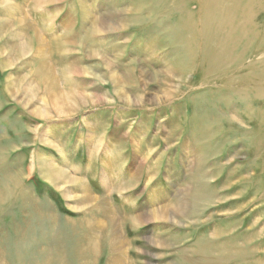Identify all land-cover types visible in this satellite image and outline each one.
I'll list each match as a JSON object with an SVG mask.
<instances>
[{"label":"rangeland","instance_id":"1","mask_svg":"<svg viewBox=\"0 0 264 264\" xmlns=\"http://www.w3.org/2000/svg\"><path fill=\"white\" fill-rule=\"evenodd\" d=\"M1 1L0 264H107V233L102 232L92 258L88 241L94 220H104L100 204L108 202L124 223L133 264H264V0L251 9L250 27L233 29L236 36L230 35L226 45L203 38L205 32L209 38L217 32L199 25L201 0H61L44 6ZM241 1L240 17L250 0ZM10 5L29 13L28 27L19 29L25 16L10 12ZM122 12L126 29L88 39L116 62L115 73L132 72L127 99L115 95L102 60L87 59L82 47L72 45L68 54L54 48L63 55L54 60L91 72L60 81L61 87L79 85L100 96L99 104L59 118L42 107V91L35 107L27 108L24 94L15 97L6 90L8 79L18 88L22 77L36 70L37 59L2 65L16 42L34 46L33 26L47 32L48 43L51 34L65 32L77 40L97 18L121 29V19L107 17ZM215 53L226 59L218 67L211 62ZM140 69L152 76L153 70L185 75L178 82L164 74L146 89ZM32 84L31 95L39 88L37 80ZM161 89L179 93L160 101ZM37 110L47 117H37ZM49 167L77 182L56 185ZM107 171L115 186L111 190ZM84 196L93 202H84ZM177 203L190 206L187 214L165 213L163 206ZM154 209L160 220L152 218ZM156 238L166 240L167 247L154 245Z\"/></svg>","mask_w":264,"mask_h":264},{"label":"bare ground","instance_id":"2","mask_svg":"<svg viewBox=\"0 0 264 264\" xmlns=\"http://www.w3.org/2000/svg\"><path fill=\"white\" fill-rule=\"evenodd\" d=\"M61 0H27V3H31V2H35L38 5H52L55 3L60 2ZM162 1V0H161ZM166 1V0H165ZM241 0H201V7H200V11L203 12V14H201L204 19L199 23L200 26H202L205 30L208 31V29L211 28H215L216 29V34L213 37L209 38V33L210 32H205V34H203V38L210 42V41H214L216 44L219 43H223L226 40H229L230 35L232 37V34L236 31H234L233 29H238L239 30L242 28V30H246L248 29L247 27L249 25L250 22V18L252 16V11L251 9H253L255 6L259 5L258 0H250L249 1V5H247L249 7V9L242 13L241 17L240 15V10H242L241 4L240 2ZM263 1V0H262ZM0 2H2L0 0ZM246 3V1H244ZM2 4V3H1ZM248 4V3H247ZM127 5V4H126ZM177 6V5H176ZM124 7V6H123ZM137 7V6H136ZM241 7V8H240ZM245 7V6H244ZM128 8V7H127ZM132 8V7H131ZM10 9L12 11L10 12H16L17 10H19V12L24 15V13L22 12L21 7L17 6V5H10ZM126 9V8H124ZM139 9V8H136ZM180 9V8H179ZM258 9V8H257ZM256 9V10H257ZM136 11V10H134ZM255 11V10H254ZM182 12V11H181ZM243 12V10L241 11ZM133 13V12H132ZM191 14V12H188ZM187 13V14H188ZM29 14V13H28ZM26 12V15H24L25 17L20 19V26L19 29L23 30L25 28V26L28 27L27 22L30 19L29 15ZM117 14V16H115ZM116 14H112L110 17L107 18H113V20H119L121 19L122 24V28L120 29V27H117L115 24L116 23H110L107 22L106 20L102 21V19L97 18L94 22L95 24L93 25V28L91 30L88 29V31H84L82 38L77 39L80 44H77V40H74V38H70V34H68L67 32H65L64 34H60L58 35H54L51 34V38H53V42H55V46L52 47L51 42L52 40L49 41V43L44 40L43 38H46V33L47 32H43V31H39L35 26L34 27V39L31 40V42L34 43L33 47H27V46H19L17 44V42L15 44L12 45V49H11V55L5 57V59L7 61L3 62L2 65L4 67V69L6 68H10L13 65V62L15 61H28V59H37V67L36 70H34V72L31 73V75L29 77H22V85H20L18 88L15 87V83L13 80H9L8 79V85H7V91L9 93H11L12 96L17 97L19 94H24L27 101L26 103H24V107L30 106V107H35V105L37 104V101H39V97H40V93H42V95H44V97L40 98V101L43 102L42 107L46 108L47 111H53L55 114H57V116L59 118L68 116V115H75L76 112H78L81 109H85L88 106H92L93 104H99L100 100H102V98L100 96H93V95H89L85 92V88L79 86V85H72L71 84H64L66 89H63L61 87L62 83H60V81L63 82V80H65V82H69V79L72 77H76V76H87V73H90V69H88L87 67L85 68H80L79 70H73L74 68H76L77 66L71 64L72 61L69 63L70 65L67 64H63L60 62H56L54 60V56H63L60 52H58L57 50L54 51V48L58 47L59 49H61L64 54H68L67 52V48L71 47V45L73 47H79L85 51V55L87 56V59H100L104 62L105 64V69L108 70V75H106V77L110 79V81L115 84L114 86V90H115V95L118 98H122L125 97V99H127V96L124 94L125 91L129 88V81L132 80L133 76L132 72L129 71H125L124 75H119L117 72L115 73L114 69L116 68V62L110 60L108 57H106V54H103L101 52V50L99 49V47H96V45L94 43L89 42V37L95 36L97 34H102V32H118L117 30H124L127 28L128 24L127 21L124 17L122 18L121 16L123 15L122 13H116ZM183 14V13H182ZM194 14V13H193ZM191 14V15H193ZM196 14V13H195ZM19 15V14H18ZM131 15V14H130ZM189 15V14H188ZM12 16V15H10ZM115 16V17H114ZM254 16V15H253ZM31 17V16H30ZM194 17V16H193ZM240 17V18H239ZM257 17V16H256ZM112 20V19H111ZM193 20V19H192ZM85 22V21H84ZM93 22V23H94ZM100 22H102L100 24ZM191 22V21H190ZM193 22V21H192ZM197 22V21H196ZM252 22V21H251ZM31 23V21H30ZM107 23H110L109 25L106 26ZM129 23V22H128ZM33 24V22H32ZM85 25V24H84ZM191 25V24H190ZM86 26V25H85ZM120 26V25H119ZM193 26V25H192ZM195 26V25H194ZM238 26V27H237ZM100 27L103 28H108L106 29L107 31H102V29H99ZM190 27V26H189ZM254 27V26H253ZM192 28V27H191ZM256 28V27H255ZM195 29V28H193ZM197 29V28H196ZM19 30V32H21ZM69 29L67 28V31ZM86 30V28H85ZM203 30V29H202ZM229 31V33L227 31ZM241 30V31H242ZM253 30V29H252ZM258 30V29H257ZM66 31V30H65ZM238 31V30H237ZM191 32V31H190ZM198 32V31H197ZM193 33V31H192ZM212 33V32H211ZM246 33V32H245ZM250 33V32H248ZM253 33V32H252ZM255 33V32H254ZM213 34V35H214ZM243 34V33H241ZM190 35V34H189ZM196 35V33H195ZM212 35V34H211ZM234 35V34H233ZM239 35V34H237ZM252 35V34H250ZM79 36V35H78ZM188 36V35H187ZM193 36V35H192ZM206 36V37H205ZM236 36V35H234ZM254 36V35H253ZM257 36V35H256ZM255 36V38H256ZM78 38V37H77ZM188 38V37H187ZM195 40V42L200 40V37H193ZM196 38V39H195ZM244 38V37H243ZM250 38V36H249ZM254 38V37H253ZM202 39V38H201ZM231 40V39H230ZM257 40V39H255ZM254 39L251 41H255ZM189 41V40H188ZM52 42V43H53ZM94 42V41H93ZM202 42V41H201ZM213 42V43H214ZM246 42V41H245ZM256 42V41H255ZM244 43V42H243ZM224 45H226L225 43H223ZM222 44V45H223ZM234 44V43H232ZM256 44V43H255ZM258 44V43H257ZM238 45V43H237ZM251 45V44H250ZM92 46V50H89V48ZM217 46V45H214ZM245 46V45H244ZM89 47V48H88ZM218 47V46H217ZM256 47V45H255ZM186 48V47H185ZM216 48V47H215ZM228 48V47H227ZM226 48V49H227ZM230 48V47H229ZM91 49V48H90ZM198 50V49H197ZM225 50V49H223ZM229 50V49H228ZM227 50V51H228ZM253 50V49H252ZM103 51V50H102ZM155 51V50H154ZM191 51V50H190ZM194 51V50H193ZM218 51V50H217ZM219 51H221L219 49ZM245 51V50H244ZM33 52V53H32ZM196 52V51H195ZM214 52V51H213ZM243 52V51H242ZM241 52V53H242ZM33 55H30V54ZM208 53V52H207ZM219 53V52H218ZM108 54V53H107ZM202 54V53H201ZM234 54V53H233ZM240 54V53H239ZM244 54V53H243ZM247 54V52L245 53ZM244 54V55H245ZM255 54V53H254ZM260 54V53H259ZM68 56V55H67ZM108 56V55H107ZM195 55L193 54V57ZM230 56V55H229ZM237 55L234 54L233 57H235ZM258 56V55H257ZM110 57V56H109ZM153 57V56H152ZM196 57V56H195ZM194 57V59H195ZM225 57V56H223ZM222 54H213L211 62L214 65V67H218L219 64H221V62L223 61ZM227 57V56H226ZM242 57V56H241ZM244 57V56H243ZM12 58V60H11ZM198 58V57H197ZM245 58V57H244ZM243 58V59H244ZM15 61H14V60ZM236 59V58H235ZM11 60V61H10ZM226 61V59H224ZM242 60V59H241ZM245 60V59H244ZM60 61V60H59ZM79 61V60H78ZM232 60H229V62H231ZM246 61V60H245ZM259 61V60H258ZM261 61V60H260ZM224 62V61H223ZM242 62V61H241ZM263 62V61H262ZM16 63V62H15ZM74 63V62H73ZM80 63V61H79ZM261 63V62H260ZM76 64V63H75ZM163 64V63H162ZM254 64V63H253ZM167 65V64H166ZM226 65H229L228 63ZM262 65V64H261ZM205 66V65H204ZM162 67V66H161ZM165 67V65H164ZM224 67V66H223ZM259 67V66H258ZM263 67V66H262ZM142 68V67H141ZM257 68V67H256ZM264 68V67H263ZM262 68V69H263ZM165 69V68H164ZM171 69V68H170ZM209 69V68H208ZM223 69V68H222ZM227 70V68H225ZM261 69V68H260ZM153 70V69H152ZM156 70V69H155ZM206 71V70H205ZM210 71V69H209ZM212 71V70H211ZM264 71V70H263ZM150 72V70H149ZM149 72H146L145 69L144 71L140 69V72H138L139 74V81H143V83H145L147 81V85L145 83V88H149L151 84H154V82H157L160 80L161 76H165L164 74H167V76H165L166 78H177L180 82L184 75L182 73H177L176 71L173 70H161V71H156L154 72V70L152 71V73H154L152 76L151 74H149ZM209 73V72H208ZM213 73V72H212ZM215 73V71H214ZM225 73V72H224ZM231 74V73H230ZM89 75V74H88ZM178 75V76H177ZM148 77H151L150 79H147ZM221 76V75H220ZM228 76V75H227ZM101 77V76H100ZM124 77H126V81L127 84L126 86L123 85V79ZM77 78V77H76ZM141 78V79H140ZM226 78V77H225ZM249 78V77H247ZM32 79H34V81H38L39 82V88H36V91L38 93L36 94H32L31 95V88H32ZM230 79V78H229ZM234 80V79H232ZM237 80V79H236ZM135 81L134 80V85H135ZM150 81V82H148ZM187 81V80H186ZM235 82V81H234ZM237 82V81H236ZM245 82V81H244ZM126 83V82H125ZM142 83V84H143ZM149 83V84H148ZM160 83V81H159ZM241 84V83H240ZM202 85V84H201ZM223 85V84H222ZM148 86V87H147ZM164 87V85H163ZM242 87V86H241ZM179 88V86H178ZM236 88V87H235ZM260 88V87H259ZM262 88V87H261ZM177 89V87H176ZM175 91H167L165 92L164 90L161 89V92L163 94L161 95H155L158 96V98L160 99V101L162 100H167V99H172L174 98L179 92L178 90ZM238 89V88H237ZM236 89V90H237ZM251 89H253V87H251ZM256 89V88H255ZM16 93H14L15 91ZM239 90V89H238ZM241 90V89H240ZM42 91V92H40ZM242 91V90H241ZM240 91V92H241ZM239 92V91H238ZM251 92V91H250ZM244 93V92H243ZM253 93V92H252ZM264 93V92H263ZM40 94L38 97L37 95ZM157 98V99H158ZM137 100H139V98H137ZM136 100V102L138 103V101ZM140 101V100H139ZM139 104V103H138ZM36 115L37 117L40 118H45L47 117V113L46 112H42L37 110L36 111ZM91 141V140H90ZM151 144V143H150ZM111 161V160H110ZM48 165V164H47ZM46 165V166H47ZM109 167V166H108ZM106 168V167H105ZM45 169V168H44ZM47 169V168H46ZM109 169V168H108ZM48 170V169H47ZM46 170V171H47ZM49 174H50V180H52L53 183H55L56 185L58 184H62L65 182V184L69 185L71 183H75V179L69 177L68 173L61 170V169H57L56 167H49ZM107 175V182L108 184V190L113 189L114 183L112 181H110V177L108 175V171L106 172ZM51 182V181H50ZM77 182V181H76ZM119 188V187H118ZM199 190V189H198ZM119 191V190H118ZM200 192V191H199ZM90 195V194H88ZM199 197V196H198ZM105 198V197H104ZM207 198V196H206ZM92 198H89L88 196H84L83 200L86 203H92L90 202ZM94 199V198H93ZM92 199V200H93ZM200 199V198H199ZM198 199V201H199ZM208 199V198H207ZM80 200V199H79ZM106 200V199H105ZM196 200V199H195ZM197 201V200H196ZM195 201V202H196ZM83 202V201H82ZM97 202V201H96ZM78 203V202H77ZM104 203V202H103ZM109 203V202H108ZM104 204L100 206L103 209V214H104V220L101 219H96L94 220L95 222H93L91 224V228L93 227L92 230V234L90 237V240L88 241L90 246V250H89V255L90 257H95V255L97 254L99 248H100V243H101V234L102 232L107 233V236L109 238H107L109 242V249L111 253L109 258L107 259L108 262L107 264H133V262L130 260L129 258V246L130 243L129 241L126 239L125 234H124V223L121 220L120 216L118 213H116V211L112 208V206H110L109 204ZM81 204V203H79ZM99 204V203H98ZM95 204V205H98ZM197 203H194V205ZM184 204H180L177 203L176 207H171L168 205L163 206V208L165 209V213H174V214H180V215H185L187 214V211L189 210L188 205L182 207ZM158 206V205H157ZM99 207V206H98ZM192 207V206H191ZM159 208V207H158ZM162 209V208H161ZM155 211L153 214H151L152 218H157V219H161V214H159V210H153ZM159 211V212H158ZM176 216V215H175ZM125 218V217H124ZM170 218V217H169ZM95 219V218H94ZM164 219V218H163ZM162 219V220H163ZM166 220H169L168 218ZM137 217L132 218V222L133 224H136L137 222ZM90 228V227H89ZM90 228V229H91ZM93 235V236H92ZM104 236V235H103ZM105 238V237H104ZM158 238V237H157ZM154 239L152 240V243L154 245H157L158 247L161 248L162 244L164 243L167 247V244L165 243L166 240L164 242L158 240V239ZM173 238V237H172ZM171 238V239H172ZM103 240V238H102ZM103 240V241H104ZM169 240V238H168ZM171 241V240H170ZM169 241V242H170ZM175 241V240H173ZM107 242V243H108ZM160 242V244H159ZM87 243V244H88ZM176 243V242H175ZM179 243V242H178ZM177 244V243H176ZM103 245V243L101 244ZM169 245V244H168ZM179 246V245H178ZM163 247V246H162ZM172 247V245H171ZM103 248V247H102ZM131 248V247H130ZM132 256V255H131ZM133 259V257H132ZM135 260V259H134ZM186 261V259H184ZM187 263V262H186ZM188 264V263H187ZM220 264V263H219Z\"/></svg>","mask_w":264,"mask_h":264}]
</instances>
